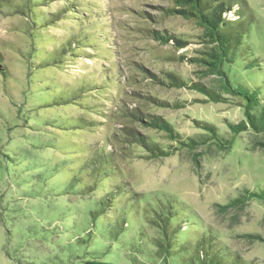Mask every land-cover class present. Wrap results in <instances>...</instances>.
<instances>
[{
	"label": "rangeland",
	"instance_id": "1",
	"mask_svg": "<svg viewBox=\"0 0 264 264\" xmlns=\"http://www.w3.org/2000/svg\"><path fill=\"white\" fill-rule=\"evenodd\" d=\"M6 1L8 6L0 12V52L7 72L4 76L0 70V264H81L92 259L115 264H165L152 253L154 243L150 237L159 236L160 230L146 222L148 211L144 207L149 210L148 203L155 204L157 198L165 200L166 196L182 202L202 226L209 225L221 237L227 247L222 251L234 264L241 261L242 264H264V201L253 199L243 209L228 212H220L217 206L245 189L264 190V151L255 146L256 135L251 131L233 135L228 127V122L237 123L244 118L243 107L237 99L205 102L202 94L188 88L152 85L137 65L142 64L155 73L171 71L189 82L211 84L212 78L205 77L199 66L176 60L182 54L194 56L203 48L202 29L194 21L179 16L162 17L159 7L169 6V0H85L91 3L92 8L88 10L91 15L104 16L105 26L96 24L93 31L109 33L110 44H106L109 51L99 53V59L95 50L87 48V52L65 60L58 67L42 69L35 64L40 61H37L38 55L58 47L60 39L74 29L73 22L63 20L55 27L43 28L41 37L47 41L40 53L33 47V36L39 35L31 30L25 13L20 12L28 1ZM246 1L248 14L253 15L255 22L230 69V76L235 85L244 84L264 95V0ZM41 3L39 11L46 13L61 9L65 1ZM143 13L155 15L159 22L148 20L145 15L143 18ZM147 27L173 31L190 43L179 50L161 45L145 37L143 31ZM246 48L249 50L242 54ZM104 55L109 58L102 59ZM256 58L263 69L246 68ZM110 61L117 64L112 67L119 72L121 80L125 77V82L120 81L119 86L110 90L109 108L115 109L121 101L135 106L143 101L142 94L153 93L184 105L166 109L150 107L152 112L169 119L183 135L204 137L205 131L193 122L196 118L215 124L222 135L233 139V144L228 151H219L216 146L199 148L203 152L199 166L186 150L161 159L144 158L140 149L131 157L119 156L124 179L143 195L139 208H133L130 199L118 206L115 215L112 211V214L94 217L101 210L99 203L105 193H52L44 186L43 179L35 180L33 185L21 182L42 173L32 169L29 161L48 163L49 169L63 168V161L71 154L55 148L69 147L71 143L65 141L97 143L115 130L109 120L96 133L73 135L50 121L59 116L92 118L95 115L82 112L72 104L43 106V102L60 97L59 85L70 88L77 80L93 77L98 69L109 67ZM98 119L106 121V118ZM116 119L127 122L121 117ZM153 134L167 143L162 134ZM257 137L264 138V135ZM57 178L59 175L51 181ZM36 187L43 190L35 193ZM246 234L261 238H248ZM182 250L187 256L194 253L190 249Z\"/></svg>",
	"mask_w": 264,
	"mask_h": 264
},
{
	"label": "trees",
	"instance_id": "2",
	"mask_svg": "<svg viewBox=\"0 0 264 264\" xmlns=\"http://www.w3.org/2000/svg\"><path fill=\"white\" fill-rule=\"evenodd\" d=\"M27 1L20 12L25 13L31 22V30L39 35L38 37L33 36L35 50H43L46 46L47 40L41 37L44 33L43 28L55 27L63 20H71L74 24V29L60 39L58 47L44 49L43 56L38 55L37 61H40L35 63L38 67L36 65L34 67L42 69L58 67L65 60H73L79 54L87 52V48L95 50L94 54L99 59H101L99 53L105 54L109 51L106 50L108 48L106 44H110L109 33L105 31L94 33L93 31L94 25L103 24L99 26H105V23H102L105 21L102 20L104 18L102 14L91 15V11H88L92 8L91 3L85 0H64L65 4L61 9L45 13V11H39L41 10L39 3L42 2L40 5L49 4L51 0ZM169 2V6L159 7L162 17L179 16L192 20L203 31L201 37L203 48L198 49L194 56L189 57L182 54L177 56L176 60L199 66L202 74L212 78L213 82L211 84L202 81L189 82L174 72L155 73L144 65L137 64L142 75L149 79L152 85L162 88H188L196 91L204 96L205 102H230L232 99H237L238 105L243 107L244 118L237 123L228 122L230 131L233 135L246 131L253 132L256 135L255 146L264 151V138L257 137L264 135V95L257 89L249 88L244 84L235 85L230 76V69L245 46V40L250 37L255 22L253 15L248 14L247 1L169 0ZM6 6H8L7 1L0 0V12H3ZM141 16L155 23L159 22L155 15L150 13H143ZM143 32L146 38L161 45H171L176 50L190 43L173 31L147 27ZM247 50L249 49L246 48L242 54ZM104 58L109 57L104 55L102 59ZM257 59L248 62L246 68L257 67L258 70H262L261 62ZM110 62L109 67L98 69L93 77L77 80L70 88L59 85L60 97H54V100L47 103L43 102V106L72 104L78 106L82 112L95 115L92 118L59 116L50 121L55 127L69 131L73 135L83 132L96 133L109 120L115 125V130L97 143L77 142L73 139L65 141L71 143L68 144L69 147L55 148L71 154L69 159L63 161L65 164L63 168L49 169L48 163L29 161L32 169L41 170L42 173L21 182L33 185L35 180L43 179L44 186L49 187L52 193H105L104 199L99 203L102 206L101 210L94 213V217L112 211L114 214H110L115 215L118 206L130 199L132 200L131 206L139 208L140 196L143 195L133 189L124 179L118 162L119 156L131 157L135 150L140 149L143 151L141 156L144 158L161 159L172 156L180 150H186L191 154L195 165L199 166L200 155L203 153L199 148L216 146L219 151H228L233 144V139H227L222 135L215 124L196 118L193 122L197 128L205 131L204 137L183 135L169 119L152 112L150 107L166 109L171 105L174 108H182L184 105L178 102L171 103L153 93L142 94L143 101L135 106H128L121 101L115 109L109 108L107 102L112 98L110 90L119 86L120 81L125 82V77L121 80L119 72L117 73L116 68L112 67H117V64ZM0 70L4 76L7 75L1 52ZM138 96H140L139 93ZM117 117L126 119L127 122H118ZM98 118H106V121ZM153 133L162 134L167 143H162ZM55 175H59V178L51 181ZM64 182L66 183L60 184ZM40 190L43 188L36 187L35 193H40ZM253 199L264 201V190L256 192L245 189L243 193L231 198L229 202L217 204V206L220 212H228L231 209H243ZM148 206L149 210L148 207H144V210L148 211L146 222H150L160 230L159 236L150 237L154 243L152 253L162 259L165 264H172V262L177 264L179 261L182 264H234V260L222 251L227 247L221 237L213 233L209 225L202 226L199 219L182 202L166 196L165 200L157 198L155 204L148 203ZM140 212L141 210H138V213ZM120 215L121 213L117 216ZM122 225L125 227L124 221ZM245 236L257 240L261 238L255 234ZM181 247L193 250L194 253L187 256ZM241 262L238 264H242ZM81 264L115 263L92 259L85 260Z\"/></svg>",
	"mask_w": 264,
	"mask_h": 264
}]
</instances>
